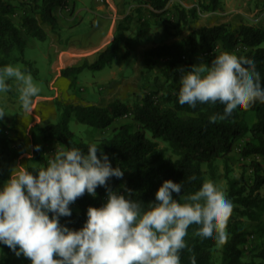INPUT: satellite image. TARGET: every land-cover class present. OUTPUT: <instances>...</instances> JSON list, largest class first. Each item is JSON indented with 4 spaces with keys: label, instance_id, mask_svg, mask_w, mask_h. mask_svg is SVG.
I'll return each instance as SVG.
<instances>
[{
    "label": "trees",
    "instance_id": "obj_1",
    "mask_svg": "<svg viewBox=\"0 0 264 264\" xmlns=\"http://www.w3.org/2000/svg\"><path fill=\"white\" fill-rule=\"evenodd\" d=\"M167 2L168 0H137L135 11L148 8L156 17L167 11ZM66 5L67 0H22L18 5L8 0H0V66L21 61L31 67L23 60L27 40L20 30L23 29L24 34L32 39L44 41L46 34L41 24L55 30L57 19L54 11ZM18 8L22 12L19 25L12 20V15ZM218 8L219 1L210 0L204 9L214 12ZM193 11L197 12L196 8ZM179 18L181 21L185 20L182 10ZM132 20L131 14L124 17L116 28V36L99 54L95 63L64 69L60 72L61 75L68 77L78 74L85 66L95 69L109 66L119 52L122 31ZM149 25V20L139 21L137 37L139 35L140 39L127 40L125 44L148 40ZM218 50L240 60L255 62L264 80V26L243 23L236 27L229 23L203 26L198 31L190 32L188 37L180 42L157 45L145 51L144 68L151 70L154 60H165L166 66L161 72L168 81L179 66L189 68L192 65L191 58L196 54L210 57ZM74 83L73 78L71 84ZM179 87V83L173 84V95L157 96L156 91L147 92L141 85L138 91L133 93L131 105L115 98L107 106L94 103L63 105L54 100L59 119L56 123H47L37 128L40 139L43 143L56 144L59 149L78 147L86 151L91 143L76 140L75 134L68 126L72 116L75 121L88 127L98 130L110 129L107 136L92 142L108 154L114 167L124 169L122 178L112 177L108 183L114 189L122 184L126 185L127 189L132 190L133 199L144 202L154 200L155 191L165 179L182 181L183 189L178 199H182L186 193L199 190L205 184L201 167L205 166L211 170L215 161L222 159L227 178L226 196L234 203L226 229L228 239L222 246L215 247L214 241L202 244L190 233L187 237L188 249H195L197 264H264V249L245 261L242 260L241 253V247L246 244L247 237L253 234L247 230L242 220L256 221L260 211L264 209V194L259 193L264 186V165L255 160L250 162L252 172L248 182L242 176L229 177L227 164V156L232 152L234 145L246 136L248 139L240 150L241 157L257 155L264 160V104L256 103L234 114L228 123L213 127L209 117L223 115L224 109L199 103L195 108L187 104L181 105L177 102ZM179 113L185 114V117L179 116ZM247 113H252L255 119L250 126L242 118V115ZM124 118L126 121L117 125ZM160 144L170 149L174 159L166 155V148H161ZM35 145L31 138V163H36L41 157ZM22 152L21 145L15 146L6 133L0 132V185L7 181ZM97 154L99 155V152ZM45 165L46 163L42 166ZM42 166L27 164L26 167L31 171ZM193 176L195 180H190L189 177ZM96 193L95 197L85 193L77 198L73 203L75 208L70 205L72 215L61 217L60 222L73 229L81 227L86 219L87 207H98L106 199L104 187H97ZM0 252V264H11L16 259H22L23 264H26L28 259L22 255L16 257L6 245H0ZM191 259L187 250L181 253V264H190Z\"/></svg>",
    "mask_w": 264,
    "mask_h": 264
},
{
    "label": "clouds",
    "instance_id": "obj_2",
    "mask_svg": "<svg viewBox=\"0 0 264 264\" xmlns=\"http://www.w3.org/2000/svg\"><path fill=\"white\" fill-rule=\"evenodd\" d=\"M178 71L179 104L224 109L223 115L209 117L213 127L256 103L264 104V80L255 62L221 52L210 65L201 59ZM10 80L21 107L31 112L40 93L31 72L13 64L0 66V93L10 90ZM5 115L0 108V120ZM123 176L124 169L114 167L95 143L86 151L56 149L45 166L31 171L24 165L13 167L0 185V245L8 246L16 257L28 258L29 264H181L185 250L192 257L190 264H197L195 249L187 245L190 233L202 244L226 243L234 203L215 184L206 183L178 199L182 181L165 179L154 200L144 202L133 199L126 185H121L125 188L121 193L108 183ZM101 186L106 199L98 207H87L81 227L60 222L72 215L70 205L77 198L85 193L95 197Z\"/></svg>",
    "mask_w": 264,
    "mask_h": 264
},
{
    "label": "rangeland",
    "instance_id": "obj_3",
    "mask_svg": "<svg viewBox=\"0 0 264 264\" xmlns=\"http://www.w3.org/2000/svg\"><path fill=\"white\" fill-rule=\"evenodd\" d=\"M8 1L18 5L22 0ZM85 1L86 3H93L94 5L105 4L104 0ZM136 1L137 0H123V5L120 10H117V8L115 9V17H117L115 19V36L117 26L123 21L127 14H131L133 19L132 22H130V25L128 24L126 29L122 31L119 52L115 60H113L109 66L105 65L101 69L85 66L80 71V73L72 75V77L75 78L74 81H76L71 88H76V90L78 89L77 94L79 95L82 93L84 96L92 95L94 99L91 103H100L104 106H107L115 96V99H119L120 101L131 105L134 99L133 93H136L138 91V87L141 85L145 87L147 92L156 91L157 96H162L164 94L173 95V84L179 83L180 78V72L178 69L184 66H179L176 70V73L172 75L171 79L168 81L165 80L161 72L166 66L165 60H154V66L151 70H145L144 68L143 57L145 51H148L157 45L162 43L180 42L181 40L186 39L190 32L198 31L203 26H212L221 23H229L232 24L233 27H236L240 23L251 24L258 27L264 26V0H218L219 8L214 12H209L208 10L204 9L210 3V0H182L183 3L174 0H168L167 11L164 14H159L156 17L150 13L148 8L142 11L138 10V12H136ZM67 2L68 5L70 3L74 4L75 0H67ZM195 8L197 10V12L195 11L197 14L193 11ZM181 10L185 13L184 21H181L179 18ZM21 13V10L18 8L12 15V20L17 25H19ZM143 19L147 20V22L149 20L151 24L149 25L148 40H138L135 43L133 42L130 45H126L125 42L127 40H134L135 38L140 39L139 35L137 37V30L139 28V21ZM89 24L90 23L87 22L86 26H83L79 29V31H81L80 35L83 36V34L87 35L90 33L91 28ZM20 33L27 40V45L23 52V60L28 62L31 67L26 66L21 61L12 64L19 66L22 70L31 72L34 82L40 88V93L38 96L51 94L52 91L49 89V81L52 76L49 68V61L46 58V55H48L51 51L49 49V42L46 40L39 41L32 39L31 37H28L24 34L23 29L20 30ZM67 37L68 36L65 38ZM85 38H87L88 41L90 39H94L92 36ZM112 39L106 45L101 47V50H97V54H100L112 41ZM80 43H83V41ZM76 46H79V44ZM219 53L220 50L210 57L198 53L193 58H191V63L192 65L198 64L200 60L203 59L204 62L210 65L214 56L218 55ZM98 59L99 55L95 57V61L93 63H95ZM92 60L93 59L91 58H79L77 61L66 67V69L80 68L83 65L91 63ZM59 68H61V66H59ZM32 70L34 72H32ZM62 70L64 69H60V72ZM70 77L71 75L64 77L68 79L67 82H69V85L70 81L72 83ZM99 82H101V86L99 85ZM11 85L12 87L8 92L0 93V108H3L6 112V115L2 120H0V132L6 133L9 138V134L11 131H13L12 127H14L17 122H13L11 125H7V122H9V120L15 117L17 114L22 113V107L18 99V93L16 92L15 82L11 81ZM111 88L114 90L112 93L108 92V90ZM54 100L57 99L55 98ZM57 101L63 105H69L65 104L66 102H69V98H60ZM162 102H164V100H162ZM55 104L56 102L54 101V108H56ZM55 111L56 118H54L50 123H56L59 119V112L57 109ZM23 112H25L26 115L33 116L32 112ZM26 115L21 114V119H19V122H21L22 119L26 121ZM178 115L185 117V114L183 113H179ZM242 118L249 126L255 121L254 115L252 113L244 114L242 115ZM127 120H129V118ZM125 121L126 120L124 118L120 120L117 125L119 123H124ZM45 123L46 122H44L43 125H45ZM38 125L39 124L36 121L31 125L29 124V127H27V132L29 137L31 136V138H33L35 144L40 146V159L36 163H31L29 161V154L30 156L33 154V149L31 142L27 141L25 145L20 143V145L23 147V152L15 166L24 165L26 167L27 164L32 166H42L43 164L47 163L49 156L54 153L56 149H59V147L52 142L43 143L40 140L37 129ZM68 126L75 134L76 140L87 143H92L107 136L110 131V129L98 130L80 124L75 121L73 116L68 121ZM247 139L248 136L238 141L234 145L232 152L227 156V164L230 170L229 177L240 178L242 176L244 177V180L250 182V176L252 172L250 162L255 160L261 162L262 165H264V160L257 155L246 158L241 157L240 150ZM160 147L166 148V155L174 159L168 147L163 144H160ZM201 170L204 174L205 184L213 183L219 189H221L225 195L227 194V178L225 177V169L222 159L216 160L211 170L207 169L205 166H202ZM116 189L121 193H125V190L121 186ZM259 193L261 195L264 194V186L260 189ZM72 207L73 209L75 208L73 204ZM242 221L247 230L253 232L252 235L247 237L246 244L241 247L242 260L245 261L249 258H252L253 255L261 249H264V209L260 211L259 217L256 221H248L245 219ZM11 264H23V261L22 259H16ZM26 264H29V259H27Z\"/></svg>",
    "mask_w": 264,
    "mask_h": 264
},
{
    "label": "crops",
    "instance_id": "obj_4",
    "mask_svg": "<svg viewBox=\"0 0 264 264\" xmlns=\"http://www.w3.org/2000/svg\"><path fill=\"white\" fill-rule=\"evenodd\" d=\"M104 1L105 4L94 5L93 3H86L85 0H75L74 4L70 3L54 11L57 19L55 30L50 29L48 25L41 24V28L46 34L45 40L49 42V49L51 50L49 54L46 55V58L49 61V68L52 76L49 81V89L52 92L51 94L34 98L33 110L31 111L33 116L26 115L25 112H23L24 110L22 111L23 108H21L22 113L15 114L16 116L7 122V125L17 122L16 125L12 127L13 131L9 134L15 146H19L20 143L25 145L27 141L31 142V136L29 137L27 132L29 124L31 125L36 121L39 124L38 127H42L44 126V122L50 123L56 118V108H54L55 98L57 100L60 98H69V102L65 104H93L91 103L94 99L93 96H84L83 93L80 95L77 94L78 89L71 88L73 84H71L70 81L69 85V82H67L68 79L61 75L60 69H66V67L79 58L93 59L91 63L87 64L91 65L95 61V57L99 55L96 51L99 49L101 50V47L106 45L115 36V19L117 18L115 17V9L117 8V10H120L123 5V0ZM174 1L183 3L182 0ZM12 4L15 5V3ZM87 22L90 23V33L87 35L83 34L82 36L80 35L81 31H79V29L86 26ZM66 36L68 37L65 38ZM89 36L94 37V39L88 41L85 37ZM81 41H83V43H80ZM77 44H79V46H76ZM59 66H61V68H59ZM73 78L72 76L70 77L71 80H73ZM9 83L11 84V81H9ZM100 83L101 82H99V85L101 86L102 84ZM113 91L112 88L108 90V92L111 93ZM113 98H115V96ZM21 114L27 116L26 121L22 119V121L19 122Z\"/></svg>",
    "mask_w": 264,
    "mask_h": 264
}]
</instances>
